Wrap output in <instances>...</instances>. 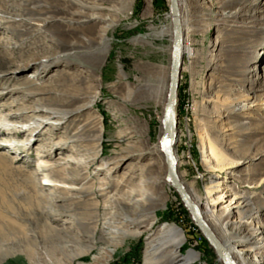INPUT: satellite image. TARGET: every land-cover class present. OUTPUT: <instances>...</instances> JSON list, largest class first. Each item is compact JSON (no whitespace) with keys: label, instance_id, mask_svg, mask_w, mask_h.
Segmentation results:
<instances>
[{"label":"rangeland","instance_id":"obj_1","mask_svg":"<svg viewBox=\"0 0 264 264\" xmlns=\"http://www.w3.org/2000/svg\"><path fill=\"white\" fill-rule=\"evenodd\" d=\"M170 10L169 0H0V94L11 83L15 89L0 97V117L11 110L20 112L13 120L33 122L49 115L39 107L61 113L28 136V149L0 135V206L1 197L11 203L0 223V264H142L164 223L185 234L179 257L193 249L200 257L192 264H222L168 180L158 146L174 44ZM182 12L190 24L177 97L180 180L204 210L207 186L225 177L251 203L244 220L264 230V0H184ZM91 13L103 19L85 21ZM59 155L74 160L62 172L79 179L41 170L39 159L54 164ZM240 160L232 173L211 171ZM45 176L79 189L46 186ZM107 184L101 196L96 189ZM108 202L113 207L104 209ZM132 206L148 209L139 217L124 212L136 225L110 215ZM110 216L127 233L108 229ZM224 223L211 222L218 236L236 239L249 229ZM237 260L264 264V239Z\"/></svg>","mask_w":264,"mask_h":264},{"label":"bare ground","instance_id":"obj_2","mask_svg":"<svg viewBox=\"0 0 264 264\" xmlns=\"http://www.w3.org/2000/svg\"><path fill=\"white\" fill-rule=\"evenodd\" d=\"M170 5H171V33L170 36L173 39V42L175 44V32H176V27H175V19H177L178 24H179V29H180V75H181V68H182V63H183V56L185 54L186 51V47H187V37L184 34V22L185 24H188L189 21L185 18H183V6H184V0H169ZM175 9V11H174ZM191 15V14H189ZM223 15V14H222ZM226 18L227 19H231L232 15L231 14H226ZM87 20L85 21H89V20H99V19H103L102 17L98 16L97 14L91 13L88 14L87 16ZM186 20V21H185ZM84 21V20H83ZM82 21V22H83ZM190 24V23H189ZM191 26H194L193 23H191ZM161 36V34H160ZM174 44H173V50H174ZM172 55H173V51H172ZM219 57L213 58L211 60V63H215L218 60ZM5 74H1L0 76H4ZM12 84V83H11ZM9 84L8 86L5 87L4 90V94H0V97L4 96V95H9L12 92L15 91L14 87H12V85ZM179 84H180V76H179ZM179 89V86H178ZM178 89L176 92V107H175V111H176V119H177V125H178V115H177V104H178ZM3 93V92H1ZM169 93V92H168ZM230 102H235L236 100L231 99ZM234 103H230V105H232ZM6 104L3 102L2 106H5ZM14 105L9 104V106L6 107H12ZM251 106V104H241L238 107L242 109V111H244V115L245 110H247V108H249ZM4 109V108H3ZM2 109V110H3ZM167 109H168V102H167ZM167 109H166V114L165 116L162 117L161 119V129H162V135L160 137V141H159V148L163 149V154L165 156L164 153V142H165V138L167 136V134L169 133V127H168V123H167ZM44 112V114H49L47 116H42V117H38L36 116H32V119H35L33 122L31 121H26V122H20V121H15L12 118L14 116H18V114L20 115V112H16V111H9L7 112L8 118H6V116L2 119L0 117V135L2 134L4 139H1V142L6 143L5 139H7V137L12 138V142L16 141L15 144L17 148L22 149H28V145H29V140L30 138H28V136H38V132L37 129L38 127H40L41 123H47V124H51V122H49L50 119L54 120V118H56L58 115H60L61 113L54 111V110H49V109H44L39 107L36 111H42ZM214 110V109H213ZM8 111V110H7ZM26 111V110H24ZM59 113V114H58ZM58 114V115H57ZM1 116V113H0ZM64 117H61L60 119H62ZM57 123V121H56ZM58 129V128H56ZM176 133L177 132V126H176ZM5 135V136H4ZM6 137V138H5ZM76 138V137H75ZM3 140V141H2ZM9 140V139H8ZM176 140H177V136H176ZM68 141L71 142V144L73 142H77L79 141L77 138L74 140H61L58 141L55 146L56 148H68L69 146H67ZM9 144L7 146L12 147V145L14 144H10V143H6ZM176 144V141L173 145V152L174 155L176 157L177 160V171H178V159L174 150V146ZM41 150V149H40ZM42 152H44V149L41 150ZM80 151V150H79ZM42 152L38 153L39 155H43L41 154ZM210 152L213 155H219V149L217 147L214 148H210ZM3 154L6 152H2ZM81 155V154H80ZM79 155V156H80ZM86 155V154H85ZM216 158H219L218 156ZM57 161L54 162V164H47L46 162H44L42 159H39V165L41 170H50L48 172L52 173V175L55 176H65L67 178H71L74 180L79 179L77 176H74L73 173H71V175H73L72 177H69L70 174L69 173H65L62 172L63 170L61 168H63L64 165H66L68 162H74V160L72 158H67L64 157L62 155H59L58 157H56ZM219 160V159H217ZM79 161V160H78ZM77 161V162H78ZM52 162V163H53ZM112 162H107V163H103L101 165H99V167H97L99 170H104L106 168H110L111 166H109ZM240 165H242V161H238V162H216V164L211 166V171L212 172H226V173H232V170L239 167ZM64 169H66L64 167ZM67 171V169H66ZM51 175V176H52ZM62 175V176H61ZM107 175H111L110 172H107ZM179 176V174H178ZM125 177V176H122ZM168 178V176H167ZM63 179V178H62ZM169 180V179H168ZM180 180V177H179ZM226 178H218V179H212L210 184L207 186V193H208V197H209V206L205 207L204 210H202L199 205H198V197H195L192 192L190 191L192 188L185 186L181 180L180 183L186 193V195L188 196L190 202L195 206L196 210H197V214L194 211H191L187 205L186 207L188 208V210L192 213L193 215V219L196 221V223L199 225V219L200 221L207 227V229L209 230V232L212 234L213 238L218 242L219 246L215 245L214 243H212L205 235L204 231L202 230V232L204 233L205 237L207 238V240L210 241L211 245L213 246V248L215 249L217 255H218V259L222 262V264H228L224 254H226L229 259L234 263V264H240L239 261L237 260V256L241 253V254H245L250 252L251 250H253L256 247V244L260 243L263 239H264V230L261 227L260 224H253V227H251L248 223V220H244L246 218H248L249 214H250V210H252V206L250 205L251 203H247V200L245 198V196H242L238 193H233L231 189H229L228 187V183L225 181ZM170 181V180H169ZM43 184H45L46 186H51V187H62V188H69L72 190H78L79 188L76 187L75 185H73L72 183L67 184V182L65 181H59L57 179L51 178V177H43ZM170 183H172V181H170ZM173 185V183H172ZM110 185H104L102 187H98L96 189V191H98L100 193L101 196H106L109 193V190H107L109 188ZM174 186V185H173ZM175 187V186H174ZM250 188H254L253 185L249 186ZM190 190H189V189ZM175 189L178 191V189L175 187ZM179 193V191H178ZM138 195V196H137ZM180 195V194H179ZM231 196V197H230ZM133 197H135L136 199H139V194H133ZM229 197V199H227ZM6 197H1V206H0V223H5L8 221L7 215L9 213V211L11 210V204L8 200H5ZM135 199V200H136ZM248 199V198H247ZM117 199H115L116 201ZM137 201V200H136ZM250 201V198L249 200ZM185 203V202H184ZM108 207H113L112 203L110 204V202L106 203L105 208L104 209H108ZM120 207V206H119ZM126 208V207H125ZM147 208L140 207V206H132V207H127L126 209H121V212L118 211L117 214H111L110 215H114L113 217H118L119 219L123 220V221H127L129 223V225H136L138 222H136L138 219L137 217H124V212L127 211L128 213H132V214H136L138 217L145 215V213L147 212ZM148 213V212H147ZM110 216L109 220L106 221V223L108 224V229H112V231L116 232V233H120V234H125L127 233V231H124L120 226L115 225L120 223L119 220L117 218L112 219ZM263 219V218H262ZM82 223L87 222L86 218H81ZM217 222V223H224L225 226L228 225H232L233 228L235 229H242L243 227H248L249 229L244 231L241 235H239L236 239L234 238H228V236H218L215 231L213 230L212 226H211V222ZM213 224V223H212ZM227 224V225H226ZM155 225V221L151 222V225L148 227L152 228ZM253 230L257 231L256 235H254ZM185 234L182 231V229L174 224H166L164 223L162 226H160V229L157 232V235H153L152 237H150V240L148 241L147 244V250H146V257L145 260L142 264H163V263H170V262H174L172 264H192V262L190 260H194V259H198L200 257V253L198 251H195L193 249H191L187 254L186 257H179L178 253L180 250V247L182 246V243L184 242L185 238H184ZM247 240V241H251L253 245H244L239 247L237 244L240 240ZM220 248H223V251L220 250Z\"/></svg>","mask_w":264,"mask_h":264},{"label":"water","instance_id":"obj_3","mask_svg":"<svg viewBox=\"0 0 264 264\" xmlns=\"http://www.w3.org/2000/svg\"><path fill=\"white\" fill-rule=\"evenodd\" d=\"M175 11V9H174ZM175 21V44L172 55V65H171V74H170V84H169V93H168V109H167V123L169 127V133L167 134L164 142V153H165V161L167 165V176L170 181H172L173 185L178 189L179 194L187 207L194 211L197 214V210L195 206L190 202L188 196L186 195L178 176L177 171V160L173 152V145L176 141V92L179 86V76H180V29L177 19ZM198 215V214H197ZM199 225L204 231L206 237L215 245L219 246L218 242L213 238L212 234L209 232L207 227L200 221ZM223 251V248H220ZM224 257L228 264H234L229 257L224 254Z\"/></svg>","mask_w":264,"mask_h":264}]
</instances>
